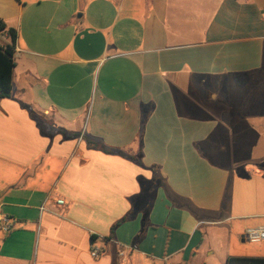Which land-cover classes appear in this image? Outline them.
<instances>
[{"label": "crops", "instance_id": "1", "mask_svg": "<svg viewBox=\"0 0 264 264\" xmlns=\"http://www.w3.org/2000/svg\"><path fill=\"white\" fill-rule=\"evenodd\" d=\"M0 21V264L264 257L210 246L264 227V0H0Z\"/></svg>", "mask_w": 264, "mask_h": 264}, {"label": "trees", "instance_id": "2", "mask_svg": "<svg viewBox=\"0 0 264 264\" xmlns=\"http://www.w3.org/2000/svg\"><path fill=\"white\" fill-rule=\"evenodd\" d=\"M17 39L18 33L16 29L10 28L3 21H0V100L12 97L14 71L16 68ZM90 147L108 154L123 155L120 151L108 149L100 142H91ZM134 160L137 159L134 158ZM96 240V237H93V242H96ZM228 264H264V257H231L228 259Z\"/></svg>", "mask_w": 264, "mask_h": 264}, {"label": "rangeland", "instance_id": "3", "mask_svg": "<svg viewBox=\"0 0 264 264\" xmlns=\"http://www.w3.org/2000/svg\"><path fill=\"white\" fill-rule=\"evenodd\" d=\"M116 1V0H115ZM205 229V228H204ZM203 229V230H204ZM210 246L215 247L218 253H224L227 251H230L231 254H237L240 256H261L257 255L260 252H264V244H254V243H242V238L241 237H233L231 239L230 244L226 240L220 241H214L213 239L210 241ZM210 264H221L216 258H213L210 260ZM150 264H153V262H150ZM160 264V263H157ZM170 264H176L173 262H170Z\"/></svg>", "mask_w": 264, "mask_h": 264}, {"label": "built area", "instance_id": "4", "mask_svg": "<svg viewBox=\"0 0 264 264\" xmlns=\"http://www.w3.org/2000/svg\"><path fill=\"white\" fill-rule=\"evenodd\" d=\"M58 203L62 205L64 201L60 200L58 201ZM11 229H12V225L9 219L4 217L0 213V230L4 232H10ZM244 239L249 243H254V244L263 243L264 244V227L247 229L244 233ZM91 254H92V257L94 258H99L101 256V252L99 249H93Z\"/></svg>", "mask_w": 264, "mask_h": 264}]
</instances>
